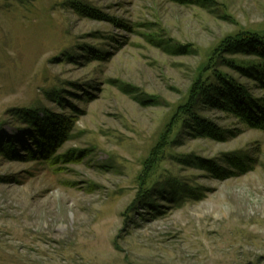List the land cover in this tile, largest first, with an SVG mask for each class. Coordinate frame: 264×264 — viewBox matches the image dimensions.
Wrapping results in <instances>:
<instances>
[{
    "label": "rangeland",
    "instance_id": "374dc122",
    "mask_svg": "<svg viewBox=\"0 0 264 264\" xmlns=\"http://www.w3.org/2000/svg\"><path fill=\"white\" fill-rule=\"evenodd\" d=\"M259 39L264 0H0V264H264Z\"/></svg>",
    "mask_w": 264,
    "mask_h": 264
},
{
    "label": "trees",
    "instance_id": "16d2710c",
    "mask_svg": "<svg viewBox=\"0 0 264 264\" xmlns=\"http://www.w3.org/2000/svg\"><path fill=\"white\" fill-rule=\"evenodd\" d=\"M261 40L260 43L264 45V40ZM264 55V52H263ZM256 71L258 72V80H261L264 84V64L256 66ZM236 94V95H235ZM235 96V99L233 98ZM231 102H234L235 111L238 109L240 112V117L245 119L250 125L256 127H264V102L257 100L253 96H251L247 91L244 90H235L232 93L231 97H229ZM237 111V112H238ZM50 131V130H49ZM38 143L40 144L41 141L39 140Z\"/></svg>",
    "mask_w": 264,
    "mask_h": 264
}]
</instances>
